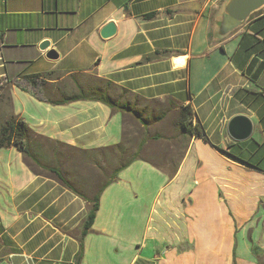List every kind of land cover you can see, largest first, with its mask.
Instances as JSON below:
<instances>
[{
  "label": "crops",
  "instance_id": "crops-1",
  "mask_svg": "<svg viewBox=\"0 0 264 264\" xmlns=\"http://www.w3.org/2000/svg\"><path fill=\"white\" fill-rule=\"evenodd\" d=\"M223 2L0 0V121L21 119L39 160L60 161L57 145H116L136 119L96 101L38 100L28 89L34 80L58 99L70 94L62 82L100 78L111 95L127 91L120 102L134 113L138 103L178 114L188 107L206 136L182 132L171 168L143 156L142 144L100 193L81 239L89 201L49 170L56 167L39 168L13 144L0 148V264H264V171L249 164L264 162V8L219 37ZM108 23L115 31L102 38ZM235 115L252 122L243 141L227 134Z\"/></svg>",
  "mask_w": 264,
  "mask_h": 264
},
{
  "label": "rangeland",
  "instance_id": "rangeland-1",
  "mask_svg": "<svg viewBox=\"0 0 264 264\" xmlns=\"http://www.w3.org/2000/svg\"><path fill=\"white\" fill-rule=\"evenodd\" d=\"M77 80L80 81V86L84 89L100 85L99 81L91 76L88 78L77 77ZM69 85L71 89H69ZM72 85L68 80L62 82V86L66 87L69 93L76 91V87ZM112 91L114 96L110 92L109 95L113 98L121 93L119 89H112ZM139 106V103L136 104V109L140 111L137 113L138 115L136 117L131 115L133 119H136V124L126 120L122 141L118 148L80 150L67 145H57L54 146L53 152L56 157L57 155L61 156L60 161L56 160L51 163L41 161L36 154L31 152L39 162V166L36 165L43 170H48L49 167L58 168L62 176L79 193L86 195H90L102 182L108 180L112 171L131 156L139 157L140 147L144 143L141 149L147 152V155L143 154V156H150L152 163L161 167H175L177 161L174 158L178 157L180 143H184V138L181 139L182 131L179 128L180 115L174 110L172 111L170 104L169 107L163 104L144 105L143 107L146 109ZM8 119L0 121V127ZM171 126L174 128L171 129ZM37 142L36 148L47 147L45 143L41 144V147V142Z\"/></svg>",
  "mask_w": 264,
  "mask_h": 264
},
{
  "label": "trees",
  "instance_id": "trees-1",
  "mask_svg": "<svg viewBox=\"0 0 264 264\" xmlns=\"http://www.w3.org/2000/svg\"><path fill=\"white\" fill-rule=\"evenodd\" d=\"M251 18V17H250ZM47 75V74H46ZM99 81L100 85L94 88H88L84 89L79 85H76V91L73 93H70L69 95L59 97L58 99H49L44 91L41 88V85L43 83L42 80H34L30 82L29 90L30 92L38 99L42 100L54 105H62L73 101L78 100H86V101H96L103 103L104 105L108 106L112 111L116 112H130L135 117L137 116V113L133 112L132 109L128 105L123 104L120 102L121 97L125 94H127L125 90H120L121 93L116 97L113 98L109 95V87L112 86L109 82L100 79L95 78ZM261 97L264 98L262 94H260ZM180 119H179V128L183 133L194 135L199 138H206L203 131H201L196 123H193V114L188 109V107L182 106L179 111ZM28 131V127L26 124L21 120L14 116H10L9 119L5 122L4 125L0 127V148L7 147L11 144L15 145L16 148L28 155L32 161L39 166L38 160L33 157L31 154L28 146L23 141L24 136L26 132ZM121 142L112 145L111 147L101 148V149H107V148H118L120 146ZM135 158L134 156H131V158L127 159L125 162H123L121 165L116 167L112 173L110 174L108 180L102 182L99 187L97 188L96 192L92 195L91 198H86L83 194L79 193L60 173V171L57 168H50L49 170L54 173V175L63 183L64 186H66L68 189H70L72 192L76 193L78 196L82 197L85 200H88L90 203V208L87 213L86 219L84 221V224L82 226V230L80 233V239L87 233L88 229L91 227L93 220L95 218V214L99 207V196L102 190L111 182H113L116 179L117 173L122 170L123 168L127 167ZM252 166L255 168H258L260 170L264 171V162H250ZM82 255V248L80 246L79 251L76 255V261L78 262Z\"/></svg>",
  "mask_w": 264,
  "mask_h": 264
},
{
  "label": "water",
  "instance_id": "water-1",
  "mask_svg": "<svg viewBox=\"0 0 264 264\" xmlns=\"http://www.w3.org/2000/svg\"><path fill=\"white\" fill-rule=\"evenodd\" d=\"M264 8V0H224L213 27V34L225 37L237 28L241 27L249 17ZM115 31L113 23H108L100 31L102 38L111 36ZM47 42L40 45L45 49ZM46 57L55 59L54 50H48ZM252 132V122L245 115H235L227 123V134L235 141L247 139Z\"/></svg>",
  "mask_w": 264,
  "mask_h": 264
},
{
  "label": "built area",
  "instance_id": "built-area-1",
  "mask_svg": "<svg viewBox=\"0 0 264 264\" xmlns=\"http://www.w3.org/2000/svg\"><path fill=\"white\" fill-rule=\"evenodd\" d=\"M262 95L264 96V90H262Z\"/></svg>",
  "mask_w": 264,
  "mask_h": 264
}]
</instances>
